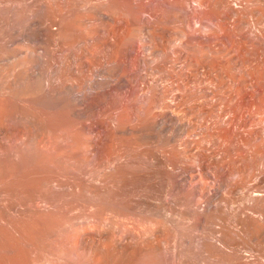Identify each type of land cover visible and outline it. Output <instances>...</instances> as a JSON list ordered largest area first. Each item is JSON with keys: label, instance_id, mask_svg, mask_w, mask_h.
<instances>
[{"label": "bare ground", "instance_id": "1", "mask_svg": "<svg viewBox=\"0 0 264 264\" xmlns=\"http://www.w3.org/2000/svg\"><path fill=\"white\" fill-rule=\"evenodd\" d=\"M0 264H264V0H0Z\"/></svg>", "mask_w": 264, "mask_h": 264}]
</instances>
